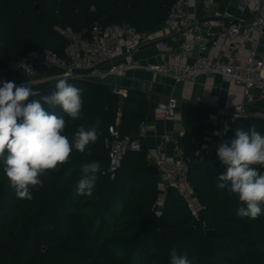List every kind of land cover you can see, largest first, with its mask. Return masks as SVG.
<instances>
[{
	"label": "trees",
	"instance_id": "1",
	"mask_svg": "<svg viewBox=\"0 0 264 264\" xmlns=\"http://www.w3.org/2000/svg\"><path fill=\"white\" fill-rule=\"evenodd\" d=\"M173 1L0 0V68L12 67L31 52L50 49L64 56L69 39L58 28L84 38L95 23L153 30L165 22ZM68 82L82 90L80 119L72 120L41 100L42 106L63 116L70 140L80 125L87 130L99 120L98 139L83 153L73 149L67 163L42 177L43 186L33 190L31 200L15 195L0 162V264H170L174 248L192 264H264V213L257 219L239 217L243 205L238 197L216 187L226 171L217 152L198 154L208 120L205 110L182 106L185 130L178 139L200 204L194 213L171 186L156 204L160 179L148 168L142 141L139 150L126 151L113 175L108 169L109 126L119 119L120 137L142 140L138 128L148 109L145 94L130 89L121 96L91 79ZM53 91L55 86L39 93ZM251 126L264 135V118L245 116L230 124L224 141L235 138L236 129ZM92 161L102 165L93 194L77 195L81 165Z\"/></svg>",
	"mask_w": 264,
	"mask_h": 264
},
{
	"label": "built area",
	"instance_id": "2",
	"mask_svg": "<svg viewBox=\"0 0 264 264\" xmlns=\"http://www.w3.org/2000/svg\"><path fill=\"white\" fill-rule=\"evenodd\" d=\"M213 2L214 0H204V6H209ZM187 8L188 0H174L164 22L175 41L174 48L169 53L178 64L141 65L125 62L117 57L118 54L129 55L138 44L150 42L153 37L152 30L140 32L126 23L107 25L95 23L91 27L90 35L85 38L77 37L70 28H58L69 39L65 55H59L50 49L31 52L18 59L12 67L0 68V86L5 81H13L16 85L31 81L34 90L49 91L61 78L67 81L91 79L104 83L107 78L121 77L130 69L144 67L153 72L172 75L176 79H194L206 73L229 76L242 85L244 98L249 97L255 87L264 89V2L257 7L255 0H237V9L242 15L237 22L229 24L219 23L211 15L195 19L189 15ZM246 13L251 16L243 17ZM187 35H191L192 44L187 41ZM219 38L227 41L225 54L219 57L207 56L205 51L215 45ZM240 41L249 43L244 65L238 63L234 55ZM157 43L158 46L161 45L160 42ZM184 57L186 61L180 64ZM13 70H17L23 76L16 80L12 76ZM200 100L201 97H197V101ZM178 106V99L174 95H169L157 104L158 109L166 117L174 116ZM246 115L244 102L233 104L228 112V122L218 132L220 135H216L213 141L203 147V153L210 156L217 152L219 145L224 142L230 124ZM150 130V125L141 122L138 128L139 136H145ZM109 132L111 137L105 142L109 155L108 169L113 175L127 150L141 148V140L129 136L120 137L118 128L114 125L109 126ZM163 149L164 139L156 145L154 154H146L147 161L156 163L167 185L173 187L182 196L192 211L194 207L198 210L200 204L188 178L183 149L176 140H174L172 158H167ZM160 200L156 201V204H160L162 202Z\"/></svg>",
	"mask_w": 264,
	"mask_h": 264
},
{
	"label": "clouds",
	"instance_id": "3",
	"mask_svg": "<svg viewBox=\"0 0 264 264\" xmlns=\"http://www.w3.org/2000/svg\"><path fill=\"white\" fill-rule=\"evenodd\" d=\"M262 2L255 0V5L260 7ZM31 83L5 81L0 86V162L9 187L18 198L27 200L33 199L34 189L43 186L42 177L69 161L73 149L83 153L89 143L97 141L100 124L98 120L87 130L80 125L70 140L63 116L46 111L41 100L77 120L82 117V90L61 78L51 95L40 96ZM29 97L39 99L25 103ZM217 156L226 171L217 178L216 187L238 197L243 205L237 210L239 217L257 219L264 213V172L260 171L264 169V135L254 126L248 130L238 128L235 138L219 145ZM101 168L99 161L81 165L77 195L92 196ZM170 264L192 262L174 248Z\"/></svg>",
	"mask_w": 264,
	"mask_h": 264
},
{
	"label": "crops",
	"instance_id": "4",
	"mask_svg": "<svg viewBox=\"0 0 264 264\" xmlns=\"http://www.w3.org/2000/svg\"><path fill=\"white\" fill-rule=\"evenodd\" d=\"M202 2L204 0H188L187 10L191 17L198 19L204 15H211L219 23L229 24L237 22L242 15L237 9V0H214L211 5L203 6L201 9ZM243 15L245 18L251 16L249 13ZM152 33L153 37L150 42L140 43L131 54L119 53L117 57L125 62H135L141 65L147 63L178 64L169 53L174 48L175 41L166 25L164 23L159 25L152 30ZM186 39L189 43H193L191 35H187ZM157 42L161 43L159 45L161 47L157 45ZM248 48V42L240 41L234 54L238 63L245 64ZM226 49L227 41L219 38L215 45L207 48L205 53L209 57H219L225 54ZM185 61L186 57L180 64ZM12 73L16 80L23 76L17 70H13ZM104 83L110 85L112 91L121 96H126L130 89L145 94L148 109L142 122L150 125L151 130L142 137V144L147 153L154 154L156 145L164 139L163 151L167 158L173 157L174 140L178 142L185 130L182 122V106H197L207 113L208 120L203 130L202 148L213 141L216 138L215 133H218L228 122V112L235 103L241 101L245 103L246 116L264 118V89L255 87L251 95L244 98L242 85L231 77L221 74L206 73L194 79H176L169 74L138 67L126 71L124 76L107 78ZM169 95L176 96L179 102L177 112L172 117L164 116L157 107L158 102L165 100ZM197 97H201V100L197 101ZM158 175L159 192L164 195L168 185L161 171Z\"/></svg>",
	"mask_w": 264,
	"mask_h": 264
},
{
	"label": "water",
	"instance_id": "5",
	"mask_svg": "<svg viewBox=\"0 0 264 264\" xmlns=\"http://www.w3.org/2000/svg\"><path fill=\"white\" fill-rule=\"evenodd\" d=\"M36 6H37V4H36ZM203 152H204V149L201 148L199 150L198 154L201 155ZM148 168H149V170L155 172L156 174H159L160 173L158 166L155 163H153V162L148 164ZM206 233L209 234V235H211L213 233V230L212 229H208L206 231Z\"/></svg>",
	"mask_w": 264,
	"mask_h": 264
},
{
	"label": "rangeland",
	"instance_id": "6",
	"mask_svg": "<svg viewBox=\"0 0 264 264\" xmlns=\"http://www.w3.org/2000/svg\"><path fill=\"white\" fill-rule=\"evenodd\" d=\"M76 35H77V37L79 36L78 34H76ZM118 121H119V119L117 120V122H116L115 124H113V125L116 126L117 128H118ZM159 197L162 198V200H160V199H159V200H160V201H163V197H164V195L160 193ZM160 201H159V202H160ZM193 211H194L195 213L197 212V210H195V207L193 208Z\"/></svg>",
	"mask_w": 264,
	"mask_h": 264
}]
</instances>
